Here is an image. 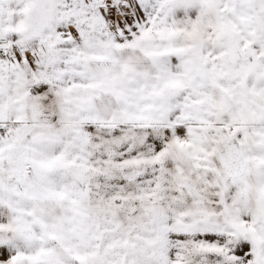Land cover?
Returning a JSON list of instances; mask_svg holds the SVG:
<instances>
[{
	"label": "snow or ice",
	"instance_id": "1",
	"mask_svg": "<svg viewBox=\"0 0 264 264\" xmlns=\"http://www.w3.org/2000/svg\"><path fill=\"white\" fill-rule=\"evenodd\" d=\"M0 264H264V0H0Z\"/></svg>",
	"mask_w": 264,
	"mask_h": 264
}]
</instances>
